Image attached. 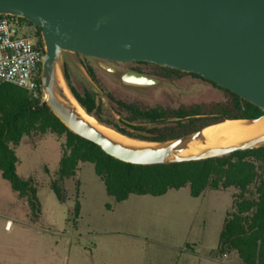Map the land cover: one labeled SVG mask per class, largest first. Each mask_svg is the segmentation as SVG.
I'll use <instances>...</instances> for the list:
<instances>
[{"label":"rangeland","instance_id":"374dc122","mask_svg":"<svg viewBox=\"0 0 264 264\" xmlns=\"http://www.w3.org/2000/svg\"><path fill=\"white\" fill-rule=\"evenodd\" d=\"M29 34H34V30ZM73 56L95 70L104 95L64 54L71 84L81 93L84 89L95 91L99 95L101 119L131 133L134 132L119 122V109L106 97V92L145 108L177 109L192 104L224 103L229 98L218 85L164 69H157V76H150L159 79V85L130 88L122 84L119 75L102 70L98 59ZM103 63L120 75L126 73L123 65ZM65 142V137L51 133L32 134L15 148L20 160L19 175L33 178L38 189V217L28 199L15 193L0 173V264H242L236 253H218L224 220L233 209L238 190L208 189L199 198H193L186 186L161 197L131 195L127 201L117 202L107 195L90 163L81 165L77 177L59 180L57 172ZM258 167L261 176L263 170ZM55 180L62 188V200L51 189ZM254 194L252 186L248 197Z\"/></svg>","mask_w":264,"mask_h":264},{"label":"water","instance_id":"95a60500","mask_svg":"<svg viewBox=\"0 0 264 264\" xmlns=\"http://www.w3.org/2000/svg\"><path fill=\"white\" fill-rule=\"evenodd\" d=\"M0 14L18 16L41 28L45 45L42 85L48 96L45 101L70 131L115 159L141 166L174 164L264 147L263 136L199 155L176 157L192 141L202 139L204 129L154 143L161 148L124 147L84 121L76 109L61 102L57 92L71 104L65 91L55 84L59 65L70 90L63 62L66 54L93 88L104 95L84 63L73 56L79 54L98 59L99 67L119 75L124 86L159 85V79L136 72L120 75L103 63L143 62L198 75L237 94L264 113V0H0ZM263 117L264 114L243 121L254 124Z\"/></svg>","mask_w":264,"mask_h":264},{"label":"trees","instance_id":"16d2710c","mask_svg":"<svg viewBox=\"0 0 264 264\" xmlns=\"http://www.w3.org/2000/svg\"><path fill=\"white\" fill-rule=\"evenodd\" d=\"M22 20L30 30H34L32 36L38 38L39 45L45 47L41 28L26 19ZM86 68L103 89L93 69ZM163 69L185 73L166 67ZM187 74L203 79L195 74ZM67 78L71 93L86 113L117 133L144 142H167L228 120L256 119L264 114L258 107L226 89L223 90L229 97L227 102L192 104L177 109L145 108L106 92V97L119 109V122L134 132L131 133L119 125L104 122L100 117L99 95L89 89L81 93L71 84L68 72ZM40 86L42 88L35 96L14 85H0V173L15 193L28 199L36 217L41 213L38 189L33 178L25 179L19 175L20 160L15 148L32 134L51 133L66 138L57 172L59 180L77 177L81 165L90 163L104 183L107 195L117 202L127 201L131 195L161 197L170 190H180L186 186L190 187L193 198H199L208 189L238 190V195H234L233 209L224 220L218 253L220 256L236 253L242 264H264V147L203 161L148 166L125 163L70 131L45 101L42 80ZM258 165L263 170L261 176ZM59 180L51 183V189L58 200H62ZM252 186H255V194L248 197ZM79 211L80 206L77 205L76 214Z\"/></svg>","mask_w":264,"mask_h":264},{"label":"built area","instance_id":"2783aa9c","mask_svg":"<svg viewBox=\"0 0 264 264\" xmlns=\"http://www.w3.org/2000/svg\"><path fill=\"white\" fill-rule=\"evenodd\" d=\"M23 18L0 14V85L10 84L38 95L45 47L29 34Z\"/></svg>","mask_w":264,"mask_h":264},{"label":"bare ground","instance_id":"6f19581e","mask_svg":"<svg viewBox=\"0 0 264 264\" xmlns=\"http://www.w3.org/2000/svg\"><path fill=\"white\" fill-rule=\"evenodd\" d=\"M55 84L57 87L65 91V96L71 100V104L67 103L62 95L57 92L58 99L64 104L77 110L79 116L93 126L96 130L102 133L104 136L109 138L115 143H118L124 147L133 149L143 148H161V145L154 143H146L137 141L126 136H123L99 123L95 118L91 117L86 111L80 106L78 101L72 96L67 84L62 76L61 67L57 65L55 72ZM45 99L48 98L44 94ZM264 136V117L257 123L250 124L243 120L238 121H226L224 123L210 126L204 129L202 139L192 141L188 148L182 153H178L176 157H188L199 155L205 151L214 148L231 147L240 145L258 139Z\"/></svg>","mask_w":264,"mask_h":264},{"label":"flooded vegetation","instance_id":"af4514ba","mask_svg":"<svg viewBox=\"0 0 264 264\" xmlns=\"http://www.w3.org/2000/svg\"><path fill=\"white\" fill-rule=\"evenodd\" d=\"M83 63L85 65V67L86 66L87 67H91V66L87 65L84 61H83ZM109 63L112 64V65H115V64L119 65L120 64V65L125 66V69H123V71L126 72V73L127 72H136V73H141V74H145V75L153 76V77L157 76V74H158V73H156L157 69H159V70L163 69V67L157 66L155 64L143 63V62H133V63L109 62ZM152 69L154 70V73H153ZM93 71L95 72L94 69H93ZM207 82H209V81H207Z\"/></svg>","mask_w":264,"mask_h":264}]
</instances>
